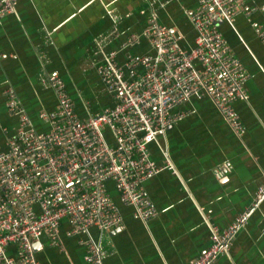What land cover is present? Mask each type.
<instances>
[{"label": "crops", "instance_id": "0c3cea01", "mask_svg": "<svg viewBox=\"0 0 264 264\" xmlns=\"http://www.w3.org/2000/svg\"><path fill=\"white\" fill-rule=\"evenodd\" d=\"M245 5L255 9L250 19L240 15L233 24L219 23L250 74L248 101L234 104L244 137L235 135L208 98L174 109L186 114L149 145L157 164L173 167L144 184L158 216L143 223L114 193L122 226L103 235L92 231L107 254L105 264H194L211 246L210 226L226 229L254 201L264 182V40L253 24L264 27V0H245ZM197 7L198 0H17L13 14L0 18V150L9 149L19 127L7 107L6 89L15 90L33 128L47 133L50 124L41 114L54 113L57 99L43 79L57 73L78 116L87 120L114 106L96 69L97 40L111 35L104 50L118 52L119 63L154 54L145 38L133 47L121 46L155 16L190 51L196 31L188 12ZM67 229L64 225L61 232L64 251L41 239L35 252L42 264H87L84 247L66 236ZM214 264H264V201L229 253Z\"/></svg>", "mask_w": 264, "mask_h": 264}, {"label": "built area", "instance_id": "2783aa9c", "mask_svg": "<svg viewBox=\"0 0 264 264\" xmlns=\"http://www.w3.org/2000/svg\"><path fill=\"white\" fill-rule=\"evenodd\" d=\"M17 0H0V18L13 14ZM253 11L245 0H198L188 12L196 31L190 51L178 45L171 28L151 16L140 34L131 35L122 50L147 39L154 54L118 62V52H106L109 36L97 40L96 69L114 106L82 120L57 73L43 79L57 99L56 111L42 113L50 124L37 132L14 89L5 90L7 107L19 120L7 151L0 150V264H42L35 244L46 237L64 251L61 232L84 247L87 264H105L107 254L100 235L123 224L112 195L147 224L158 211L144 184L165 170L152 158L149 145L157 143L186 113L174 112L190 99L208 98L238 138L246 128L235 110L248 101L250 74L219 29L236 17L250 19ZM144 13V12H143ZM264 40V27L253 24ZM264 201V182L251 206L226 229L211 225V246L194 264H214L228 254L238 233Z\"/></svg>", "mask_w": 264, "mask_h": 264}, {"label": "water", "instance_id": "95a60500", "mask_svg": "<svg viewBox=\"0 0 264 264\" xmlns=\"http://www.w3.org/2000/svg\"><path fill=\"white\" fill-rule=\"evenodd\" d=\"M40 245V243L35 244V249L37 250V247Z\"/></svg>", "mask_w": 264, "mask_h": 264}, {"label": "rangeland", "instance_id": "374dc122", "mask_svg": "<svg viewBox=\"0 0 264 264\" xmlns=\"http://www.w3.org/2000/svg\"><path fill=\"white\" fill-rule=\"evenodd\" d=\"M114 193H116V191L112 190V195H114ZM117 194V193H116Z\"/></svg>", "mask_w": 264, "mask_h": 264}]
</instances>
